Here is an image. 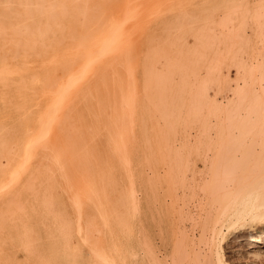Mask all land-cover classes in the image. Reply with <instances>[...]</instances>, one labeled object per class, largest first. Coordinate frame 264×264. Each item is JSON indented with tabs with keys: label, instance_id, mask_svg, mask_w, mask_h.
<instances>
[{
	"label": "bare ground",
	"instance_id": "obj_1",
	"mask_svg": "<svg viewBox=\"0 0 264 264\" xmlns=\"http://www.w3.org/2000/svg\"><path fill=\"white\" fill-rule=\"evenodd\" d=\"M238 10L240 11V9ZM231 21V17H229V0H206L201 2L192 0L190 2L188 0L185 3L169 2L168 0H0V264H104L102 263L103 256L98 248L99 246H97L99 241L95 237L101 234L104 201H107L109 206L111 197L119 190V181L115 178L114 167L118 149L122 141L127 140L126 132L129 130L130 118L135 111V109L133 112L131 111L133 110L131 105L134 103L133 85L139 80L138 77L144 79L147 83L155 70L158 73H156L157 76L159 75L160 65L166 60V46L178 43L180 47H183L182 39L176 40V42L170 41L169 43L164 41L162 39L164 33L167 37L172 35L171 33H194L198 48L197 50L195 48L194 52L187 50L186 55L188 57L186 58L188 61L185 64H181L183 60L178 56H174L173 61L176 64L174 62L173 66H168L176 68L170 72L169 78L175 75H181V77L182 75L184 77L200 76L199 70L201 64L205 62L206 52L213 49L216 53L210 59V68H212V71L219 70L218 72H221L222 75V69L226 66L228 58L219 52L222 51L221 47L224 46L225 50L230 53L229 34L224 33H229ZM231 38L233 39V37ZM258 51H260V48ZM195 53L198 57H195ZM260 78L262 79V77ZM244 79L246 78L244 77ZM206 81L208 80H202V86L204 83L206 84ZM227 82L229 83V77ZM247 82L245 80L244 83L247 85ZM246 85H242V87ZM262 85L264 86V81ZM215 88L217 89V87ZM162 100L165 101V97ZM245 100L244 97L243 101ZM257 100L254 103L252 101L256 108ZM164 101L161 103H165ZM240 107L242 106H239V110ZM256 108H252L254 115H257L254 112ZM239 110L236 111L238 114ZM241 111L240 113H242ZM248 111L246 112L247 115L250 113ZM189 113L190 111L188 115ZM189 117H186L187 122ZM226 118H228L229 125L233 124V126L228 127L236 128L234 125L236 121L233 123L232 118V121H229V116ZM160 120L164 119L160 118ZM222 120L221 123L223 124ZM228 124L226 123V125ZM238 127H242V125ZM229 131L226 133L229 134ZM160 133L163 136V132ZM216 134L219 135L220 133L216 132ZM228 134L226 135L228 136ZM226 135L224 136L227 139ZM222 140L224 141V139ZM164 141L166 140L164 139ZM220 142L222 146L224 143ZM226 144H229V141ZM227 148H225L226 151H222L227 152L229 149ZM172 151L171 148L161 146L159 154H153L149 162L147 161L148 167L145 178L137 175L131 178L130 185H132L135 204L133 207L138 220L132 247L133 264H170L168 263L170 261L168 259L170 251L167 246L168 239L166 240L164 235L161 239L163 245L161 255L159 254V248L162 246L158 245V248L155 245L156 243L152 241L148 230L143 229L141 226L142 199H140V196L142 195V198L146 200V206L152 212L151 218L163 215V212L177 200L178 194L175 193L174 189L176 187L172 189L169 181L173 179V175H171L173 172V159L168 157V155L172 156V153H174ZM220 155L222 156V154ZM222 160L223 158L220 163H217L218 167L219 164L220 166L223 164ZM223 162L222 166L225 167V160ZM181 165L182 161L180 167ZM228 166L226 170L229 169ZM127 167L129 168V165ZM203 167L205 168V166ZM206 168H208V165ZM193 170L195 171V168ZM210 170L212 171V166H210ZM223 171L222 173L221 168V177H223L222 174L226 173L225 170ZM227 173V176L225 175L227 179L226 177L225 179L228 182L223 179L224 177L221 178L222 181L226 182L224 184L221 180V183H219L220 181H216L217 179L214 178L216 180L213 179V182H217V184L215 183L216 188L212 185L214 189H209L212 191L211 194L214 193L215 196L227 192L236 196L234 201H230V203L229 200H224L226 198L224 194L225 197L222 199L220 198L222 195L218 196L220 200L228 202H225L226 206L229 204V207H227L229 210H226L228 224L225 228L224 226L223 228L221 226L220 229L213 227L214 229H211L210 233L207 232V236L211 238L212 243L215 245V253L217 252L220 255L219 250H222V243L227 241L226 230H228L230 237L234 236V239L230 240L231 247H238L248 261H251L249 263L258 262L259 259L264 258V169L257 172V175L258 173L262 175L253 179L250 184H245L247 182L246 177H244L245 180L243 178V180L241 178L230 179L229 171ZM170 175L172 178H170ZM216 175L215 177H220ZM130 176L132 177L131 174ZM205 176L206 173L203 177ZM212 176L206 177L209 179ZM208 179L206 180L208 181ZM238 180H242L245 186L241 187L242 182L240 181V186ZM207 181L204 182L207 183L204 186L201 183L199 184L207 187L209 184ZM196 182L198 183V181ZM193 186L195 185L193 184ZM205 189L203 188V191ZM215 190H218L217 193L226 192L215 194ZM205 191L208 192L209 190ZM238 192H240V196L236 195ZM132 193L130 191V194ZM228 193L227 195H229ZM215 196L214 198L217 197ZM186 197L188 196L186 195ZM212 198L213 196L209 197V200ZM229 199H233V197H229ZM220 200H218L219 203L215 200L214 202L222 208L225 207L221 205L224 201ZM111 202L113 203V201ZM214 202H211V204L209 202V206H212ZM175 206H177V202ZM183 206H178V208ZM210 209L206 210L207 213L210 212ZM224 210L222 209L223 213ZM220 211L219 215L222 216L223 214ZM207 213L205 216H207ZM147 214L149 213L147 212ZM178 214L182 215V213ZM184 216L187 217L186 214ZM190 216L192 217V215ZM200 216H203V214ZM172 218L170 217L171 220ZM165 220L166 217H164ZM194 220L196 221V219ZM214 221L213 223L216 224V220ZM178 224L181 223L178 221ZM218 224L220 225V223ZM255 224H260L263 227L262 230H252L251 227ZM180 230L177 229V232L179 233ZM183 233L184 238L187 232ZM193 233L195 232L193 231ZM200 234L199 236H201ZM175 238L177 239V237ZM203 242L206 244L205 241L200 244ZM204 244L202 248H204ZM208 246L209 254L211 245L208 244ZM177 248L179 251L181 247L177 246ZM171 249H173L172 252L176 251L173 247ZM198 249L197 251L200 253V247ZM182 250L184 253V249ZM202 251L204 250L202 249ZM181 253L178 261L184 264V260L186 263L188 256L184 258L185 253L183 256ZM211 254L207 255L209 257L206 261H210L212 257L214 258V255L210 256ZM198 255H201V253ZM222 258V260H225L224 257ZM216 259L215 263L222 262L221 259H218V262ZM176 260L175 262H177ZM206 261L204 260V262ZM175 262L173 261L172 264H178ZM212 263L210 261L207 264Z\"/></svg>",
	"mask_w": 264,
	"mask_h": 264
},
{
	"label": "rangeland",
	"instance_id": "obj_2",
	"mask_svg": "<svg viewBox=\"0 0 264 264\" xmlns=\"http://www.w3.org/2000/svg\"><path fill=\"white\" fill-rule=\"evenodd\" d=\"M162 1H167V0H162ZM168 1L169 2H177L178 1V2H184L185 3L188 0H186V1L185 0H168ZM192 1L201 2V1H206V0H192ZM190 2H191V0H190ZM263 5H264V0H229V17H231V20H232L231 21V29H230L229 33H224V34H229V51H230V53L225 50L224 46L221 47L222 51H220L219 53H222L224 55V57L228 58L227 64L225 66L228 71L224 67L222 69L223 70L222 75H221V72L220 73L218 72L219 70L212 71V68H210V65H209L210 59H212L216 53L215 49H213V50H208V52H206L205 62H203L201 64L202 66L200 67V70H199L200 76L184 77L182 75V77H181V75H175V76L169 78L170 72H172L176 68V67L175 68L169 67L170 65L173 66V63L175 62V61H173L174 56H178L181 60H183L181 62V64H185L188 61V59L186 58V57H188L186 55L187 50H191L192 52H194L198 48H197V42L194 39V33H183V34L182 33H175V34L171 33L172 35H169L168 36L169 38L164 33L163 38H162L164 41L169 43L170 41L176 42V40L178 41L179 39H182L181 43L183 44V47H180L178 43L170 44L169 46H166V49H167V50H165L166 60L162 65H160L159 75L157 76L158 73L155 70L151 74L152 77L150 76L147 83L145 82L144 79H142V78L140 79L138 77L139 80H137L136 83L133 85V87H134V89H133L134 103H132V105H131V107H133V108H131V109H133L131 111L133 112L134 109H135V111L133 112V116H132V112H131L132 117L130 118V122H129V130H127V132H126L127 140L122 141V144H121L120 148L118 149V153H117L118 156L116 158L115 167H114L115 178L119 181L118 182L119 183V190L113 197H111L112 199L110 200L109 206L107 204V201H104L103 204L105 205V207L102 210V214H103L104 218H103V222H102V226H101V232H100L101 234H99L97 237H95V239H97V241H99V244H97V246H99L98 248L100 249L101 255L103 256L102 263H104V264H133L132 263V247H133V242H134V234L136 232V227L138 225V220H137V213H136V211H134L135 208L133 207V206H135V204H134V200H133L134 197H133V193H132V185H130L132 182L131 178H133V176H136V175L139 177L142 176L143 178H145V175L147 172V167H148L147 161L149 162V160L153 154H157V153L159 154V149L161 146L171 148V149H173L172 152H174V153H172V156L168 155V157H171L173 159V164H172L173 165L172 166L173 172L171 173V175H173L172 176L173 179H171L169 181H170V185H171L172 189L174 187H176L174 189H175V193L178 194V198H177V200H175L177 202V206H175L176 202L174 201V203L171 204L170 207H168L166 209V211L163 212L164 213L163 215H160V216L158 215V216H155V218L154 217L151 218L152 212L146 206V204H147L146 200L144 198H142V195L140 196V199H142L141 200V202H142L141 212L143 215V216L141 215V217H142L141 226L143 229L145 228V230H148V232L150 233L149 235H151V237H152V238L151 237L150 238L152 239V241L154 243H156L155 244L156 246H158V245L160 247L162 246L161 248H159V246H158V248L160 250L159 254L162 255V253H160V252H163V250H162L163 245L161 244V239L164 235L165 239L166 240L168 239L167 246H168V249L170 250V251L168 250L169 251L168 259L170 260V261H168V263H170V264H172L173 261L175 262V260L177 258H179V259H177L176 260L177 262H175V263L183 264L180 261H178V260H180L179 254L181 252H182L181 253L182 256L185 253L184 258H186L188 256L186 258V263L184 260V264H187V263L188 264H207L210 261L213 262L212 264H217L214 262L216 259L215 257H218L216 259L217 262L219 261L218 259H221V261L224 264H248L249 262H251L250 260L248 261L247 257L244 256L243 252L238 247L237 248L231 247L230 242L232 241V239H234V236L232 235V237H230L231 235H229L228 230H226V233L228 235L227 241L222 243V246H221L222 250L221 249H220L221 251L219 250L220 255L217 254V252L215 253V248H214L215 245L212 243L211 238H209V236H207L208 235L207 232L210 233L211 229L212 230L214 228L220 229L221 226H222V228H223V226H224V228L227 226V224H228V221H227L228 216L227 215L228 214L226 213V210L227 211L229 210V208H227V207H229V204H227V206L225 204L228 203V202H226L227 200H229V203H230V201L232 202L236 198L235 195L229 194L228 192L227 193L229 195H227V193L226 194L223 193V192H226L223 190H222L223 192H220V191L219 192L223 193L226 196V198H228V199H226V198L224 199L226 201L220 200V198L222 199L223 197H225L223 194H221L222 196L218 195L219 197L221 196L220 198L217 195H216L217 196L216 197L214 195V193L212 195L211 189H214V187L212 185L215 186L217 184V182H215L216 184L213 182V179L214 178L217 179V180L214 179V181L215 180L220 181L221 178H223V177H224L223 179H225V177L227 176L226 174H228L227 171H229V178L230 179H232V178H235V179H238V178L242 179L243 178L244 179V177H246L245 179L247 182L244 181L245 184H248V183L250 184L253 179H256L258 176L262 175L259 173L257 175V172L259 170L261 171L264 169V100H262V99H264V86L262 85V83L264 81V25L262 26V24H264V12H263L264 8H262V7H264ZM236 7L238 9H240V11ZM242 13H244V14H242ZM258 14H259V16H258ZM259 22H261V23H259ZM259 26H260V28H259ZM237 35H238V37H237ZM241 35H242V37H241ZM231 37H233V39ZM251 37H252V39H251ZM191 38L193 39L192 41H191ZM234 39H235V41H234ZM232 42H233V44H232ZM192 43H193V45H192ZM257 47H258V49H257ZM259 48H260V51H258ZM194 55H195V57H198V55L196 53ZM233 57H234V59H233ZM247 62H248V65H247ZM230 63H231V65H230ZM174 64H176V62ZM252 70L255 71L256 73L254 74V72ZM235 71H238V72H235ZM218 74L221 76V78ZM160 76H161V78H160ZM238 76H239V78H237ZM255 76H256V78H255ZM228 77H229V83L227 82ZM244 77L246 79H244ZM250 77L253 79H251ZM260 77H262L263 81ZM206 79L208 81H206V84L205 83L203 84V86H204L203 87L202 86V83H203L202 80H206ZM185 80H187V81L189 80L190 82L188 81V83H187V81H185ZM245 80H246V82L248 81L247 85H246V83H244ZM242 81H244V82H242ZM163 82H164V84H163ZM253 82H254V85H253ZM258 82H259V85H258ZM165 83H166V86H165ZM194 84H195V86H194ZM160 85H162V86H160ZM242 85H246V86L242 87ZM145 86H146V88H145ZM256 86H258V87H256ZM201 87H202V89H201ZM215 87H217V89ZM148 88L150 91L148 90ZM257 88H258V91H257ZM252 91H253V93H252ZM164 93H166V94H164ZM194 93L195 94L197 93V95H195ZM242 93H243V95L247 101L246 100L243 101L244 97H243ZM248 93H250V94H248ZM163 94H164V96H163ZM164 97H165V101L162 100V99H164ZM260 98H261V100H260ZM256 99H258L257 100L258 102H256L257 104L255 103L257 108L253 104L256 101ZM194 100H196V101H194ZM215 100H216V102H215ZM238 100L241 102H239ZM162 101H164L165 103H161ZM252 101H253V103H252ZM245 102H246V104H245ZM237 104H238V107H237ZM240 105L243 108L240 107V110H239ZM165 106H166V108H165ZM253 107H254V109L256 108V111H258V112L254 111L257 115H254V113H252ZM258 107H259L260 111H259ZM138 109L141 111H139ZM236 109L239 110L238 112H239V114H241L240 116L236 112L237 111ZM207 110H209V111L207 112ZM189 111H190V113H189L190 117L188 115ZM240 111L242 113H240ZM247 111H248V113L250 112L249 113V114H251L250 116H248L249 114L248 115L246 114ZM159 115H161V116H159ZM228 116H229V121L234 120V121H232L233 123L236 121L234 124L236 128H231V127L229 128L228 127L231 125L233 126V124H230V125L228 124L229 123L227 120L228 118H226ZM186 117L187 118L189 117L188 122H187ZM160 118L164 119V120H160ZM222 118H223V120H222ZM224 118H226V120H224ZM231 118H232V120H231ZM221 120L223 121V124L221 123ZM224 121H225V124H224ZM165 122H166V124H165ZM226 123L228 125H226ZM240 123H242V124H240ZM159 124H161V125H159ZM239 125H242V127H238ZM189 126H190V128H189ZM220 126L223 128H221ZM199 127H200V129H199ZM228 128L230 130V131L228 130L230 132L229 134L226 133V132H228V131H226V129H228ZM131 129H132V131H131ZM222 129L225 131H223ZM236 129H238L240 131H238ZM205 130H207V131L205 132ZM160 132H163L162 133L163 136H161ZM193 132H195V133L193 134ZM216 132L220 133V134L217 135ZM188 134H191V135H188ZM226 134H228V136ZM196 135H197V137H196ZM224 135H226L227 139H229V140H227ZM189 136H191V137H189ZM215 136H217V137H215ZM183 137H185V138H183ZM195 137H196V139H195ZM186 138L191 143H188L189 141ZM190 138H191V140H190ZM164 139L166 141H164ZM222 139H224V141ZM220 141H222V143H224V144H222V146L220 145V143H221ZM228 141H229V144H226V143H228ZM217 144H219L220 147L217 146ZM138 146H140V147L138 148ZM223 147H224V149H223ZM230 147L231 148L234 147V148L231 149ZM140 148H141V150H140ZM225 148L228 149L227 150L228 156H227V152L222 151V150H225ZM206 150L208 153L207 156H206V154H207ZM219 150H221V151L219 152ZM180 152H182V153H180ZM190 153L192 154L191 156H190ZM219 153L222 154L223 157ZM185 154H186V157H185ZM178 157H181V158L179 159ZM220 157L223 158V160H222L223 164H224V162H223L224 160L226 163H228V161H229V163L227 165L225 163V165H224L225 167L222 166L223 164H221L222 167L220 166V164H219L220 168L218 167L217 163H220L221 162L220 160L222 159ZM186 158H187V160H186ZM189 158H190V161H189ZM205 160L206 161L209 160V161L204 162ZM126 161L128 162V164ZM181 161H182V165L180 167ZM192 161L194 162V165H193ZM195 161H196V164H195ZM186 162H187V165L185 166ZM188 163H189V165H188ZM212 163H214V164L212 165ZM202 164H203V166H205V168L203 166H201ZM127 165H129V168L127 167ZM207 165H208V168H206ZM210 166H212V171L210 170ZM227 166L229 167L230 170L229 169L226 170ZM188 167H189V169H188ZM194 168H195V171L193 170ZM221 168H222V173L224 172L223 170H225V172H226V173L222 174L223 177H221V173H220ZM180 169H181V171H180ZM187 169L189 170V172ZM234 171H235V173H234ZM215 172H217V173H215ZM249 172H253V173L255 172V174L254 175H253V173L247 174ZM205 173H206V176H209V177H211L212 175H214V176H212V178H209L210 179V181H209L208 177H206V176L203 177ZM130 174L132 175V177L130 176ZM194 174H196V175H194ZM216 174L219 175L220 177L218 178V176ZM171 175H170V178H172ZM178 175H179V177H178ZM215 175L217 177H215ZM187 176L190 177L191 179L189 178L190 179L189 180ZM128 179H129V182H128ZM202 179H204L205 181ZM206 179H208V181ZM226 179H227V177H226ZM226 179H225V181H227ZM242 180H238V181L242 182ZM177 181H178V183H177ZM188 181H190V182H188ZM196 181H198V183ZM206 181L209 183L207 185L208 188L206 187V185H205V187H203L204 184H207V183H204ZM221 181L219 183H221ZM172 182H173V184H175L174 186H173ZM241 182L239 184L240 186H241ZM199 183H201L203 186L200 185ZM222 183L224 184L226 182L222 181ZM193 184L195 186H193ZM245 184L242 182L241 187H243V185L245 186ZM199 186L200 187L202 186V187L200 188ZM218 186H219V184H218ZM193 187H194V189H192ZM189 188H190V191H189ZM196 188H199V189L197 190ZM203 188H206L205 190H207V191L209 190V191L208 192H206L205 190L203 191ZM209 188H211V189H209ZM215 188H216V186H215ZM177 189H178V191H177ZM130 191L132 194H130ZM194 191H195V193H194ZM217 191L215 190V194L217 193ZM220 193H217V194H220ZM184 195H185V201H184ZM186 195L188 197H186ZM236 195L240 196L241 194H240V192H238ZM205 196L208 198H206ZM212 196H213V198L209 200V197L211 198ZM214 196L216 198H214ZM227 196H229L230 198L233 197V199H229V197H227ZM179 197H180V200H179ZM193 198H194V200L196 199L195 200L196 202L193 200ZM238 198H240V197H238ZM181 199H183L182 202H181ZM206 199H207V201H206ZM213 199L215 201H216V199H217V201L218 200L224 201V203L223 202L222 203L220 202V203H221V205H223L225 207L222 208L219 204L216 205L217 201L214 202ZM178 200H179V202H178ZM197 200H199V201L197 202ZM111 201H113L114 204ZM183 201H184V203H183ZM199 202H201V203H199ZM209 202H210V204H211V202H214V204L212 206L211 205L209 206ZM181 203H183V204H181ZM187 203H189L190 206L187 205ZM204 203L206 204V206ZM217 203H219V201ZM198 204H200V205H198ZM143 205H144V207H143ZM218 205L221 207V209L219 208ZM178 206H180V207L183 206L184 208L183 207L178 208ZM198 206H199V208H198ZM202 206H203V208H202ZM216 206H217V208H216ZM186 207H187V211H186ZM210 207H211V209H210ZM173 209H174V211H173ZM177 209H178V211L179 210L182 211V209H183V211L178 212V211H176ZM208 209H210V212L207 213L206 210H208ZM213 209H214V211H213ZM222 209L223 210L225 209L224 213L222 212ZM199 210H201V211H199ZM215 210H216V212H215ZM219 211L223 214L222 216L219 215ZM147 212L149 214H147ZM187 212H188V214H187ZM144 213H146L145 216H144ZM178 213H182L183 216L181 214H178ZM206 213H207V216H205ZM185 214L188 218L187 217L185 218V216H184ZM202 214L204 217L200 216ZM216 214L218 215L217 217L215 216ZM190 215H192V217ZM180 216H182V217H180ZM223 216H224V218H223ZM164 217H166L165 221H164ZM170 217L171 218L174 217V218L178 219L177 222H175L176 219L174 220V218H172V220H173L172 221L170 219ZM215 217H216V219H215ZM198 218H200V219L198 220ZM154 219L156 220V222ZM187 219H189L190 221L189 220L187 221ZM194 219H196V221ZM214 220H216L217 225L215 223H213ZM217 220H220V221L218 222ZM145 221H147V222H145ZM148 221H150V222H148ZM178 221H179V223H181L180 225L178 224ZM182 221L184 222V224H182L183 223ZM165 222H167V223H165ZM172 222H174V223H172ZM146 223L148 224V226ZM175 223H177V224H175ZM218 223H220V225ZM174 224H175L174 227H176L175 230L173 227ZM149 227H150V229H149ZM208 227L210 228V231H209ZM180 228H182L181 230H183V231H181ZM204 228H205V231H204ZM262 228L263 227L260 224H255L254 226L251 227L252 230H257V231H261ZM156 229H157V231H156ZM177 229H178V231L180 230L179 233L177 232ZM202 230L204 231V234H203ZM193 231L195 233H193ZM200 231H201V234H200ZM181 232L182 233L184 232L183 234H185L187 232L185 234L186 236H184V238H183V235ZM159 233H161L162 235ZM188 233H190V234H188ZM153 234H154V236H153ZM199 234L201 236L202 235H204V236L201 237V236H199ZM176 235H178V236H176ZM175 237H177V239ZM194 237H195V239L196 238H198V239L195 240ZM206 237H208V238L206 239ZM187 238H189V239H187ZM201 240L205 241L207 245L204 244V242L202 244H200L202 242ZM206 240L208 241V243ZM185 241H186L187 245H186ZM195 241H196V243H195ZM199 241H201V242H199ZM173 242H174V244H172ZM190 242H192L193 244L192 243L190 244ZM226 243H228V244H226ZM180 244H182V245H180ZM203 244H204L205 249L202 248ZM208 244L211 246L214 245L213 247L210 246L211 251L209 254L213 253L210 255L211 257L214 255V258L213 257L211 258L212 260L209 258L210 261H206V259L209 257V256H207V255H209L208 254V250H209ZM175 245H177L179 248L181 247L179 250L180 253L178 251V248L176 249L177 246H175ZM205 245H206V247L207 246L208 247L206 248ZM190 246L191 247L193 246V247L191 248ZM172 247L176 249V251H174L176 253L172 252L173 251V249H171ZM199 247L201 249L200 250L201 255H198V254H200L198 252ZM182 249H184V251H185L184 253H183ZM197 249H198V251H197ZM202 249L204 251H202ZM190 250H191V254H190ZM170 252H172V253H170ZM194 252H195V254H194ZM206 252H207V254H206ZM177 253H178V255H177ZM204 253H205L206 258L204 256ZM221 253H222V255H221ZM223 254H225V255H223ZM175 255H177V256H175ZM222 257H224V259L226 261L222 260L223 259ZM171 259H173V260L171 261ZM204 260L207 263L204 262ZM261 261H264V258L259 259L258 262H252V263L253 264H259V263L262 264L263 263L264 264V262H261ZM218 263L221 264L220 262H218ZM252 263H249V264H252Z\"/></svg>",
	"mask_w": 264,
	"mask_h": 264
}]
</instances>
